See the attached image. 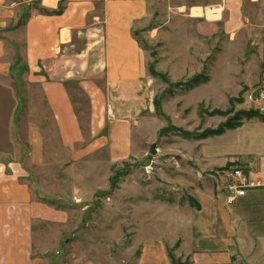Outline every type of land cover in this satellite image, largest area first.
<instances>
[{
	"label": "rangeland",
	"instance_id": "obj_1",
	"mask_svg": "<svg viewBox=\"0 0 264 264\" xmlns=\"http://www.w3.org/2000/svg\"><path fill=\"white\" fill-rule=\"evenodd\" d=\"M142 1L146 14L135 22L134 33L150 77L143 111L136 117L121 116L118 109L126 102L110 93L103 73L96 71L92 76L85 72V78L68 86L84 134V140L80 138L72 146L66 143L44 94L40 71L34 72L26 56L25 23L46 10L43 0H8L6 4L16 15L0 27L4 48L0 63V166L5 176L28 187L30 203L40 204L36 213L47 216V220L34 223L33 231L37 233L36 247L46 250L48 264L93 260L97 264H139L144 247L152 242L165 245L170 264H189L176 251L182 231L191 229L190 207H200L193 196L197 180L190 168L199 167L201 140L253 119L244 118L253 110L263 116L255 118L264 120V102L249 98L260 87L241 83L248 74L252 40L246 39L245 32L241 39L240 31H227L230 9L226 0ZM235 1L244 16L253 17L254 2ZM66 2L59 0L62 12ZM95 4L102 24L103 0ZM220 5L221 16L208 19L205 9ZM199 6L204 10L195 9L191 14L192 8ZM201 12L205 15L193 18ZM85 81L104 93L94 96L101 108H107V123L122 119L132 124L134 144L127 146L128 157L109 158L108 128L99 131L107 132L104 147H92L101 134L97 135L92 125V96ZM154 143L157 152L151 153ZM202 168L209 177L218 171ZM247 258L251 264H264L262 257Z\"/></svg>",
	"mask_w": 264,
	"mask_h": 264
},
{
	"label": "crops",
	"instance_id": "obj_2",
	"mask_svg": "<svg viewBox=\"0 0 264 264\" xmlns=\"http://www.w3.org/2000/svg\"><path fill=\"white\" fill-rule=\"evenodd\" d=\"M96 1L67 0L63 12L57 14L51 9L59 8V0H43L46 10L24 22L27 59L34 72L40 71L44 94L66 143L71 146L80 138L84 140V134L68 86L76 79L85 78L83 73L91 72L92 76L96 71L103 73L110 93L118 95L120 102H126L118 109L122 110L121 116L139 115L143 111L144 96L149 93L147 60L134 33L135 22L146 14L143 1L103 0L102 24H99ZM251 1L256 6L252 18L244 16L235 0L225 1V6L230 9L226 29L232 34L240 31V37L245 32L246 39L252 40L248 74L241 83L256 88L264 86V0ZM7 3L8 0H0L1 28L16 15V10ZM203 8L193 7L191 14L195 9L202 11ZM208 8L219 10L208 16ZM206 9L208 19H218L223 7ZM194 15L193 18L197 19L205 14ZM90 16L93 17L89 19ZM242 38L245 37L242 35ZM233 39L234 35L230 42ZM1 42L0 63L4 55ZM85 83L92 96L91 119L97 128L96 134L108 128L111 140L108 157L115 160L128 157L127 146L134 144L132 124L122 119L107 123V108L105 105L101 108V102L94 96L99 94V87L89 81ZM100 95L104 93L100 92ZM102 134L96 137L93 148H102L106 143L107 132ZM200 144L199 167L197 170L195 165L190 168L197 180L192 187L193 196L200 207H190L192 214L188 220L191 229L182 231V243L176 253H180L189 264H251L247 256L264 258V120L250 119L221 135L202 139ZM201 165L220 173L204 176L206 170L201 169ZM237 167H242L248 178L259 185L249 187L244 195L228 204V175ZM3 170L4 167L0 166V264H48L46 250L40 245L36 247L37 233L33 231L34 223L47 220V216L36 213L40 204L30 203L28 187L16 183L10 175L5 176ZM52 220L54 222L56 217ZM163 249L166 251L162 243L146 245L139 264H148V261L170 264ZM84 264L97 263L93 260Z\"/></svg>",
	"mask_w": 264,
	"mask_h": 264
},
{
	"label": "built area",
	"instance_id": "obj_3",
	"mask_svg": "<svg viewBox=\"0 0 264 264\" xmlns=\"http://www.w3.org/2000/svg\"><path fill=\"white\" fill-rule=\"evenodd\" d=\"M251 101L262 104L264 102V87H260L258 92L249 95ZM220 173V172H217ZM227 203L232 204L238 196L246 193L249 187L258 186V182H254L248 178L242 167H237L229 172Z\"/></svg>",
	"mask_w": 264,
	"mask_h": 264
},
{
	"label": "trees",
	"instance_id": "obj_4",
	"mask_svg": "<svg viewBox=\"0 0 264 264\" xmlns=\"http://www.w3.org/2000/svg\"><path fill=\"white\" fill-rule=\"evenodd\" d=\"M54 13H57V14H60V13H62V8L60 7L59 9H57V10H54ZM197 84V83H199L198 81H194V84ZM260 111H257V110H253V111H251V112H249V114H245L246 116H244V118H246V119H250V118H252V117H263L262 116V113L260 112ZM243 119V118H242ZM242 124V122H238V123H235V124H233V125H231L230 127H228V129H235V128H237V127H239L240 125ZM225 132V130H219V131H214L213 133H212V135L214 136V135H220V134H222V133H224ZM212 135H209V136H212Z\"/></svg>",
	"mask_w": 264,
	"mask_h": 264
},
{
	"label": "bare ground",
	"instance_id": "obj_5",
	"mask_svg": "<svg viewBox=\"0 0 264 264\" xmlns=\"http://www.w3.org/2000/svg\"><path fill=\"white\" fill-rule=\"evenodd\" d=\"M212 9V8H211ZM210 8L207 9V12H208V16H213V12L215 11H218L219 9L218 8H215V10H211Z\"/></svg>",
	"mask_w": 264,
	"mask_h": 264
},
{
	"label": "water",
	"instance_id": "obj_6",
	"mask_svg": "<svg viewBox=\"0 0 264 264\" xmlns=\"http://www.w3.org/2000/svg\"><path fill=\"white\" fill-rule=\"evenodd\" d=\"M156 146H157V144H152L151 145V153H156L157 151H156Z\"/></svg>",
	"mask_w": 264,
	"mask_h": 264
}]
</instances>
